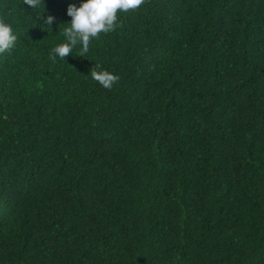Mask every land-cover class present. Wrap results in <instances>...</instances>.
Segmentation results:
<instances>
[{
    "label": "trees",
    "instance_id": "16d2710c",
    "mask_svg": "<svg viewBox=\"0 0 264 264\" xmlns=\"http://www.w3.org/2000/svg\"><path fill=\"white\" fill-rule=\"evenodd\" d=\"M82 2L0 0V264H264V0H147L53 61Z\"/></svg>",
    "mask_w": 264,
    "mask_h": 264
},
{
    "label": "clouds",
    "instance_id": "9594fccd",
    "mask_svg": "<svg viewBox=\"0 0 264 264\" xmlns=\"http://www.w3.org/2000/svg\"><path fill=\"white\" fill-rule=\"evenodd\" d=\"M145 3L147 0H83L79 7L69 4L67 15L72 19L63 28L64 42L51 49L50 58L53 61L57 56L64 59L77 45L80 46L78 56L84 57L90 49V37L99 39V33L107 34L121 27L116 15L118 10L127 12L129 9H139ZM24 4L31 9H39L43 0H24ZM40 18L41 15H38L37 19ZM53 20L54 17L49 15L43 22L45 25H51ZM18 39L12 25L7 23L4 17H0V53L14 48ZM91 76L107 90L119 80L118 75L103 70L99 64L91 68Z\"/></svg>",
    "mask_w": 264,
    "mask_h": 264
}]
</instances>
